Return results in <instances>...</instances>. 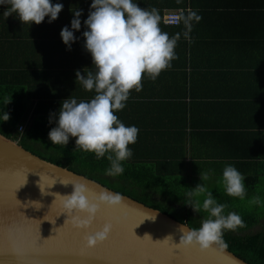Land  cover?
<instances>
[{"label": "crops", "instance_id": "crops-1", "mask_svg": "<svg viewBox=\"0 0 264 264\" xmlns=\"http://www.w3.org/2000/svg\"><path fill=\"white\" fill-rule=\"evenodd\" d=\"M68 1L73 3L76 0ZM78 1L86 9L88 4L93 3V0ZM175 1L170 0L172 3ZM133 2L141 8L147 9L153 5L157 9L162 32H167L170 37L181 34L171 67L155 81L145 77L142 90L132 91L126 107L115 113L126 126H136L138 134H172L169 138L158 136L159 143L155 146L149 145L154 140L150 136L138 147H180L184 130L180 126L165 131L157 128L162 125L158 123L159 116L154 109L158 106L163 108L159 115L164 116L165 125H179L184 117V110L180 106L186 103L190 108L188 118L194 116L197 135L192 142L191 127L187 128L186 163L202 164L196 167L197 173H194V178L201 181V185L204 183L209 191H218L221 184L217 181L222 176L214 172L223 171L224 164H264L263 159H253V156L264 154V0H190L189 9L196 11L202 19L192 23L188 38L183 35L188 28L182 23L180 26H168L163 22L165 13L176 8H160L163 0ZM7 7L0 5V65L11 69L22 68L21 75L33 73V93L42 94L40 96L54 95L62 100L71 97L78 102L92 99L94 92L86 91L76 77L77 70L84 75L85 69L94 71L92 57L84 47L86 41L83 37L84 31L88 30L84 22L91 9L89 12L82 11L81 28L74 31L76 40L69 51L60 38L61 29L57 23L61 22L56 20L57 26H47L49 18L46 17L40 25H23L15 14L9 17L3 15ZM161 9L164 12H160ZM63 26L72 31L71 24L64 23ZM29 35L34 36L33 45L23 52L24 39ZM58 42L60 44L56 45ZM184 95L186 97L182 99ZM234 133L237 134L236 138L229 139V135ZM256 135L258 138L251 141V136ZM173 136L180 141L173 143ZM245 137L250 144L245 143ZM193 144L200 154L221 156L230 152L232 156L250 154L251 158L235 162L222 157H201L193 162L190 151ZM206 164L213 166L206 169ZM201 172H209L210 179L203 182ZM262 190L263 186L259 188V191Z\"/></svg>", "mask_w": 264, "mask_h": 264}, {"label": "clouds", "instance_id": "clouds-1", "mask_svg": "<svg viewBox=\"0 0 264 264\" xmlns=\"http://www.w3.org/2000/svg\"><path fill=\"white\" fill-rule=\"evenodd\" d=\"M0 5L8 6L3 13L5 17L15 14L23 25L31 26L42 24L46 17L52 23L63 10V4H53L52 0H0ZM73 14L75 18L71 21L72 31L65 26L60 33L69 51L76 40L74 31L81 28L82 11L76 9ZM201 19L196 11L189 10L184 19L188 28L183 33L185 38H188L192 23H198ZM159 20L157 9L141 8L133 0H93L88 18L84 22L88 30L84 31L83 37L86 41L84 47L92 57L94 71L85 69L84 75L77 70L76 77L86 91L94 92V97L80 102L71 97L64 100L58 120L54 113L49 121H55L58 125L48 133L52 144L66 146L70 137L76 138L75 151L94 153L97 159L106 156L110 163V167L106 169L109 176L124 173L122 162L132 157L129 145L137 142L139 133L136 126H126L115 113L126 107L132 91L142 90L145 77L155 81L163 71L171 67V61L176 58L175 49L181 34L176 33L170 37L167 32H162ZM10 102L11 100L5 98L6 105ZM9 118L5 112L3 120L7 121ZM200 175L203 182L210 179L209 172H201ZM244 181L243 174L229 164L224 167L222 178L217 182L222 184L229 197L244 200ZM39 187L42 193L47 194L40 184ZM185 195L186 204L194 212L207 213V218L202 220L198 229L185 230L181 224L182 235L177 245L195 244L202 251L213 244L226 248L224 232L235 231L243 226L242 217L236 212L225 214L228 205L218 203L204 183ZM61 197L64 198L63 206L69 219L78 228H88L101 206H119L123 199L119 193H101L90 199L86 187L80 184L74 185L71 195ZM248 204L256 206L264 204V201L256 194L248 200ZM74 212L86 214V218L80 219L79 215H73ZM111 230L112 225L105 224L101 231L86 237V245L94 247L104 242Z\"/></svg>", "mask_w": 264, "mask_h": 264}, {"label": "trees", "instance_id": "trees-1", "mask_svg": "<svg viewBox=\"0 0 264 264\" xmlns=\"http://www.w3.org/2000/svg\"><path fill=\"white\" fill-rule=\"evenodd\" d=\"M52 3L63 4V10L57 19L61 23H57L59 24L57 26L55 22L49 23L46 21V24L47 26L55 25L61 30L64 27H62V24H71V21L75 18L73 11L77 9L80 11L88 10L89 12L91 9L90 4H88L89 7L86 9L85 6L82 7V3L78 0L73 3H69L68 0H52ZM165 6L176 8L175 10H187L190 7V0H177L173 3L170 0H163L160 8ZM152 8H154L153 5L147 7L148 10ZM160 12L164 11L161 9ZM187 13L188 11L182 16L183 25H185L184 19ZM53 36L51 35L50 37ZM47 37L49 38V36ZM79 37L81 38V36ZM33 42L34 36H26L22 46L23 52H26L33 45ZM55 44L59 45L60 43ZM21 69H11L7 66L0 65V134L17 141L23 148L44 160L67 168L119 194L128 196L148 207L159 210L175 220L187 224L191 228L198 229L201 226L202 220L207 218V213L203 211L200 213L194 212L192 207L186 204L187 197L185 194L191 189H195L197 185H201V181L194 178V173H197L196 167L199 168L202 166V164L199 165L198 163H193L192 165H187L186 163L187 137H189L186 131L187 128L191 127L190 139L192 142L195 136H197L194 129V116L190 117V119L188 118L190 108H188L186 103H181L180 106V109L184 110V117H182L179 125H176V123L165 125L164 116L159 115L163 108L158 106L154 109L157 116H159L158 123L162 125L157 126V128L160 129L161 127L165 131L167 128H177L180 126V129L184 130V134L180 137L181 141L175 136L172 138L175 144L178 143V140L180 141V147L175 145L169 148H160L159 146L152 148L138 147L140 143H144L146 138L150 136L154 140L149 145L154 146L159 143L157 140L160 137L158 136L162 135V138L172 137L171 133H161V135L152 133L138 134L137 142L134 145H129L133 153L132 157L122 162V166L125 169L124 173L119 176H109L106 174V169L110 167V163L106 156L97 159L94 153L75 151L76 138L70 137L69 143L66 146L52 144L49 140L48 133L58 125L55 121L52 123L49 121L54 113L57 114L56 120H58V113L64 99L62 100L54 95L40 96L42 94L33 93L35 88V75L33 73H25V76L21 75ZM185 84L186 77L184 79ZM181 97L183 99L186 95ZM5 98L11 100L7 105L5 104ZM240 106L235 105V107ZM5 112L10 117L7 121L3 120ZM191 112H193V106ZM24 123L27 124V127L24 134L20 136L18 128ZM229 136V139H234L237 134L234 133ZM246 137L245 143L248 142ZM251 137V141H253L258 138V135ZM248 143L250 144V142ZM190 151L193 162L201 159V157H222L235 162L238 159L251 158L250 154L232 156L233 154L230 152L223 153L221 156L202 152L200 154L198 147L194 144ZM254 158L264 160V154L262 156H253ZM229 164L236 167L245 177L246 197L244 200L229 197L224 191L222 184L221 186L218 185L220 188L218 191H211L218 203L228 205L225 209V214L228 212H236L243 219V226L238 227L235 231L226 230L224 232L223 241L227 244V250L248 264H264V229L255 233L251 232L260 223H264V217L260 213H256V210L250 212L247 210V206L249 205L248 200L254 195L259 194L261 200L264 201V190L259 191L260 187H264V164L227 163L224 165ZM206 165V169H211V166H213L210 164ZM214 173L217 176H222V171ZM200 200L202 203L203 197ZM258 206L256 205V207Z\"/></svg>", "mask_w": 264, "mask_h": 264}, {"label": "water", "instance_id": "water-1", "mask_svg": "<svg viewBox=\"0 0 264 264\" xmlns=\"http://www.w3.org/2000/svg\"><path fill=\"white\" fill-rule=\"evenodd\" d=\"M76 184L90 199L117 193L0 134V264H248L218 244L178 246L181 224L191 227L122 194L120 205L101 206L88 228L75 227L61 196ZM105 224L112 225L108 238L88 247L86 237Z\"/></svg>", "mask_w": 264, "mask_h": 264}, {"label": "built area", "instance_id": "built-area-1", "mask_svg": "<svg viewBox=\"0 0 264 264\" xmlns=\"http://www.w3.org/2000/svg\"><path fill=\"white\" fill-rule=\"evenodd\" d=\"M187 11L189 12V9H177L167 11L163 17L164 24L168 26H180L182 23V16ZM26 127L27 124L24 123L18 128V133L20 134V136L24 134Z\"/></svg>", "mask_w": 264, "mask_h": 264}, {"label": "rangeland", "instance_id": "rangeland-1", "mask_svg": "<svg viewBox=\"0 0 264 264\" xmlns=\"http://www.w3.org/2000/svg\"><path fill=\"white\" fill-rule=\"evenodd\" d=\"M247 210H248V212L256 210V213H260V215H261L262 217H264V204H261V205H259L258 207L248 205V206H247ZM262 221H263V220H262ZM262 229H264V223H263V222L260 223L259 226H257L256 228H254L251 232H252V233H255V232H258V231H260V230H262Z\"/></svg>", "mask_w": 264, "mask_h": 264}]
</instances>
